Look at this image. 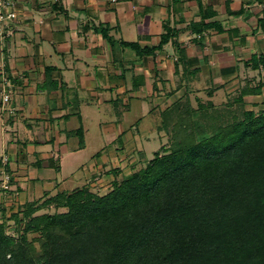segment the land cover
<instances>
[{
	"label": "crops",
	"instance_id": "1",
	"mask_svg": "<svg viewBox=\"0 0 264 264\" xmlns=\"http://www.w3.org/2000/svg\"><path fill=\"white\" fill-rule=\"evenodd\" d=\"M13 1L17 16L5 21L0 37V181L11 176L0 203L8 212L35 199L39 189L55 194L57 185L40 169L58 166L59 172L63 158L77 162L86 149L85 124L100 112L110 121L98 122L96 132L114 146L101 157L98 151L85 168L92 180L110 165L108 192L112 169L122 178L139 169L137 155L144 164L152 158V128L134 127L141 113L156 116L157 132L167 134L159 126L170 105L212 101L221 108L259 85V93L242 97L243 108L264 109V0ZM198 23L211 26L197 32ZM167 27L177 34L153 52L139 55L123 44L155 46ZM132 107L139 112L129 118ZM80 126L82 148L68 136Z\"/></svg>",
	"mask_w": 264,
	"mask_h": 264
},
{
	"label": "trees",
	"instance_id": "2",
	"mask_svg": "<svg viewBox=\"0 0 264 264\" xmlns=\"http://www.w3.org/2000/svg\"><path fill=\"white\" fill-rule=\"evenodd\" d=\"M177 32L167 27L152 47L123 44L147 54ZM251 89L221 108L167 107L159 126L167 145L120 179L112 169L104 194L83 185L45 192L8 216L1 206L0 264H264V109L243 108L261 85ZM68 136L83 147L81 126ZM42 209L55 211L35 214Z\"/></svg>",
	"mask_w": 264,
	"mask_h": 264
},
{
	"label": "rangeland",
	"instance_id": "3",
	"mask_svg": "<svg viewBox=\"0 0 264 264\" xmlns=\"http://www.w3.org/2000/svg\"><path fill=\"white\" fill-rule=\"evenodd\" d=\"M235 96L236 95H233L230 98H228V101L229 102L232 101L233 99H231V98L235 97ZM151 105H152V103L149 102V106H151ZM262 108H264V107H262ZM255 109L257 110L258 108L256 107ZM132 112H139V110L135 111L133 109V107H132V109L128 113L129 114V118L132 116V114H133V117H134V113H132ZM141 115H142V117L138 119L139 120L138 124L134 125V127H137L138 130H140V131L142 129L143 130H148V129L152 128V130H153L152 131V138L153 139L150 140V141H152V142H150V144L152 146L147 151V156H148V158H150V157L153 156L152 152L154 150L158 149L161 146L162 141H163L164 145H167V143H168V134H164V131H162L160 133L157 132V130H156V125H157L156 116H154V115L148 116V115L142 114V113H141ZM108 117L109 116H108L107 113L103 114V112H100V116H99V118H98V120L96 122L93 121V119H89L87 121V123L85 124V126L87 128V130L85 132L86 149H84L85 150L84 152L80 153V154H82V156L79 157V160L77 162H75V160H72V162L69 163L67 161V159L63 158L62 161L60 159L61 171H59V172H57L56 168L53 169L54 171L49 170L48 167L47 168L43 167L42 169H40L39 174H43V177L46 175L47 177L52 178L53 183L55 185H57V187H58L51 193H56L58 191H71L72 189H74L76 187H82L87 182H89V183L93 182V183H91V187H90V185L88 183L89 188H90L91 191H96L99 194L106 193L107 188L109 187V183H110L109 182L110 178L108 177L110 175L105 176L106 175L105 171L109 169L110 165L109 166L107 165V167H105V168L102 167L100 169H97L98 171H96L97 173L95 174L94 179H92V180L88 179V178H90L91 171L90 170L86 171L85 167H88L87 163L90 160V158L96 159V154L98 153V151L100 152L99 156L101 157L102 154L108 153V150H109L110 147L114 146V145H111V143L109 145V142L106 140V137H105L103 131H100V133L96 132L98 130V127H99L97 125L98 122H100L101 124H102V122L103 123L104 122L107 123V122L110 121L108 119ZM93 122H94V124H92ZM66 124L68 126L67 129H69V125H73L72 123H66ZM96 126H98V127H96ZM129 132L132 133V134H135L136 130H135V128H133ZM161 134L163 136V140L160 139V138H162ZM50 135H52V134H50ZM76 142H77L76 138L70 139L67 142V144H66L67 147H68V150H69V147L74 145ZM137 158H140L141 161L137 162L135 164H137L139 166L138 168L143 167V165H145V164L142 163V160H144V159H142V157H139L138 155H137ZM50 162H51V160H50ZM50 162H49V164H50ZM79 163H81V164H79ZM110 168H112V167H110ZM134 169L135 168H133V170ZM123 172L125 173L124 170H123ZM85 173L87 175V178L85 177ZM119 178H121V177L119 176ZM1 184H2V182H1ZM44 193H45L44 189H41V190L39 189L38 193L35 192V195H36L35 199L43 198V194ZM1 206L4 207V203H0V208H1ZM54 211H55L54 209H50V210L42 209V210L37 211L35 214H41L43 212L52 213ZM57 211L58 212L65 211V208H59V209H57ZM7 212L8 211H6V215L8 216L11 212H8V213ZM12 212H14V211H12ZM0 215H2L1 212H0ZM7 224H8V233H12V229L14 227L13 221L12 220H8ZM32 236L33 235H30V237H32Z\"/></svg>",
	"mask_w": 264,
	"mask_h": 264
},
{
	"label": "built area",
	"instance_id": "4",
	"mask_svg": "<svg viewBox=\"0 0 264 264\" xmlns=\"http://www.w3.org/2000/svg\"><path fill=\"white\" fill-rule=\"evenodd\" d=\"M17 8L13 0H0V37L4 34L3 24L7 20H12L17 16ZM7 32V31H6ZM9 99L8 94H3V101L7 102ZM2 179V186L7 187L9 183V174L5 173Z\"/></svg>",
	"mask_w": 264,
	"mask_h": 264
}]
</instances>
